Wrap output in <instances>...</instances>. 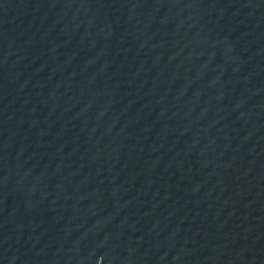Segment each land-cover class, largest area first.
<instances>
[{
  "label": "water",
  "instance_id": "1",
  "mask_svg": "<svg viewBox=\"0 0 264 264\" xmlns=\"http://www.w3.org/2000/svg\"><path fill=\"white\" fill-rule=\"evenodd\" d=\"M0 264H264V0H0Z\"/></svg>",
  "mask_w": 264,
  "mask_h": 264
}]
</instances>
